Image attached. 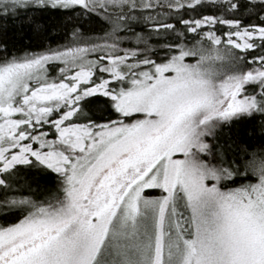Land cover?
<instances>
[{
	"label": "snow or ice",
	"instance_id": "snow-or-ice-1",
	"mask_svg": "<svg viewBox=\"0 0 264 264\" xmlns=\"http://www.w3.org/2000/svg\"><path fill=\"white\" fill-rule=\"evenodd\" d=\"M0 221V264H264V0H0Z\"/></svg>",
	"mask_w": 264,
	"mask_h": 264
},
{
	"label": "trees",
	"instance_id": "trees-1",
	"mask_svg": "<svg viewBox=\"0 0 264 264\" xmlns=\"http://www.w3.org/2000/svg\"><path fill=\"white\" fill-rule=\"evenodd\" d=\"M68 19V18H65ZM57 21L56 17H49L47 18L48 23H54ZM44 21H41V24H43ZM55 35V31L52 33ZM7 39L9 43L15 42L16 47H22L24 45H31L33 48H38L39 45L41 44V38L35 33H29L27 30H25L24 33H14V32H9L7 34ZM2 222V221H0Z\"/></svg>",
	"mask_w": 264,
	"mask_h": 264
},
{
	"label": "rangeland",
	"instance_id": "rangeland-1",
	"mask_svg": "<svg viewBox=\"0 0 264 264\" xmlns=\"http://www.w3.org/2000/svg\"><path fill=\"white\" fill-rule=\"evenodd\" d=\"M154 191V194H158V191L157 190H153Z\"/></svg>",
	"mask_w": 264,
	"mask_h": 264
}]
</instances>
